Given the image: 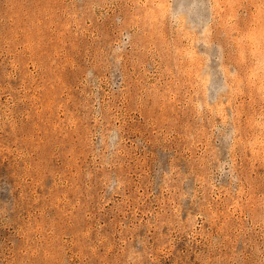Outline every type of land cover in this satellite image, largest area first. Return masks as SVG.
Returning a JSON list of instances; mask_svg holds the SVG:
<instances>
[{
  "label": "rangeland",
  "instance_id": "obj_1",
  "mask_svg": "<svg viewBox=\"0 0 264 264\" xmlns=\"http://www.w3.org/2000/svg\"><path fill=\"white\" fill-rule=\"evenodd\" d=\"M0 264H264V0H0Z\"/></svg>",
  "mask_w": 264,
  "mask_h": 264
}]
</instances>
